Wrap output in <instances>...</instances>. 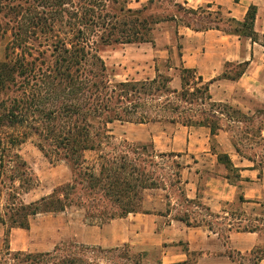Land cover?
I'll list each match as a JSON object with an SVG mask.
<instances>
[{
	"label": "trees",
	"instance_id": "trees-1",
	"mask_svg": "<svg viewBox=\"0 0 264 264\" xmlns=\"http://www.w3.org/2000/svg\"><path fill=\"white\" fill-rule=\"evenodd\" d=\"M160 1L149 0L142 9H132L121 0H0V32L11 33L5 59L0 62V197L4 176L13 187L20 182L18 188L32 176L27 162L15 151L29 138L37 140L38 148L46 156L65 159L75 175L73 182L35 202H24L19 192L8 194L14 201L0 210V224L6 227L5 252L19 264H78L76 258L59 256L60 247L45 253L11 252L9 235L13 228L29 229L31 219L38 214L82 206L76 197L79 187L88 194L101 191L117 207L116 212L105 213L107 222L141 211L140 192L153 188L154 181L148 185L143 178L133 180L135 174L139 175L136 167L129 170L124 157L120 162L117 156L110 158L103 153L102 147L109 146L114 138L111 124L168 121L189 127L208 126L215 134L222 128L224 118L242 121V117H249L228 104L213 102L210 83H204L195 69L182 66L180 91L170 88L167 78L123 82L109 79L99 44L153 43L154 25L175 18L173 13L149 12L157 9ZM190 11L196 14V10ZM256 13L257 7L251 5L244 21L232 18L233 28L223 30L214 25L202 29L223 30L257 41ZM173 95L176 100L171 98ZM197 99L207 103L209 110L201 112V119L193 114L181 121L180 104L194 105ZM246 129V134L255 129L260 138V125ZM251 136L255 137L253 133ZM87 151L100 152L99 173L83 169ZM220 160L230 165L228 156H220ZM239 201L247 202L243 196ZM230 216L236 220L230 223L228 231L264 232L261 224H250L241 213ZM262 216L264 224V210ZM183 219L188 225L205 223L214 229L206 220L192 223L189 217ZM223 233L226 238L224 229ZM254 253L259 254L258 260L264 259V247L256 248Z\"/></svg>",
	"mask_w": 264,
	"mask_h": 264
},
{
	"label": "crops",
	"instance_id": "crops-1",
	"mask_svg": "<svg viewBox=\"0 0 264 264\" xmlns=\"http://www.w3.org/2000/svg\"><path fill=\"white\" fill-rule=\"evenodd\" d=\"M185 3L193 8L204 3L216 5L237 21H244L251 5L257 7L254 22L257 41L247 36L225 34L217 29L198 31L186 27L190 32H184L186 39L180 64L195 69L204 83H210L213 102L228 104L249 117H263L264 0H185ZM229 66L242 68L241 75L231 77L226 72ZM229 123L237 122L222 123V128L215 134L208 126L189 127L179 123L165 126L161 122L120 123L128 142L151 141L156 151L176 154L184 159L180 197L193 210L180 206L178 201L170 206L166 202L162 207L155 200H150L154 199L153 193H150L146 194L140 212L112 219L96 227L97 232L89 228L87 233L94 234L89 240H13L14 237L25 236L29 230L13 228L9 235L10 251L53 252L62 242L73 241L85 247L104 250L130 245L133 252L138 251L140 264H184L191 261L194 253L195 264H264V259L258 260L259 254L254 253L256 248L264 247L263 232L228 231L230 223L236 220L230 214L239 208L247 209V205H264L263 156L257 153V148H252V155L249 156L232 135ZM261 128L259 139L264 143V125ZM113 132L116 133V130ZM220 156H228L230 165L220 160ZM240 196L247 202L240 203ZM165 198L171 201L167 196ZM201 209L208 211L206 221L211 222L214 229L211 230L205 223L188 225L184 221L183 218L187 217L194 221L195 214ZM5 230L6 227L0 224V239L5 236ZM145 233H152L154 240H145ZM154 249L158 251L157 254L152 253ZM3 250L5 240H0V254Z\"/></svg>",
	"mask_w": 264,
	"mask_h": 264
},
{
	"label": "rangeland",
	"instance_id": "rangeland-1",
	"mask_svg": "<svg viewBox=\"0 0 264 264\" xmlns=\"http://www.w3.org/2000/svg\"><path fill=\"white\" fill-rule=\"evenodd\" d=\"M121 1H124V4L128 8L142 9L145 5H148L149 0ZM171 1L172 2L161 0V3L157 2V9L154 10L152 8L149 11L154 14H162L164 12L173 13L175 15L174 19L162 21L154 25L152 32L153 43L99 44V54L107 66V75L112 82L149 81L155 78L160 81H165L167 78V81H170L168 82L170 88H174L176 85L179 86L181 84L182 69L179 53L184 47V39H186L184 32H190V29L193 28L205 31L202 28L214 25L219 26L223 30H228L231 26L233 28L235 25L232 23L231 16L228 15L224 9L218 8L216 5L208 7V5L204 3L203 5L193 8L186 4L185 0ZM190 9L196 10V14H193ZM188 24H192L191 27H189L190 29L186 28ZM223 30L219 31L225 33ZM10 40V32H0V61L4 60L5 49ZM241 70L242 68L238 66H229L226 72L231 77H235ZM177 89L180 91L181 86ZM176 97L177 96L173 95L171 98L176 100ZM180 105L182 113L179 119L181 121L189 118V116H193V114L196 115V118L201 119V115H203L201 112H207L209 110V105L207 103L204 104L201 99H197L194 105L185 102ZM262 114L263 117L259 118L242 117V121L235 120L237 123H229L228 126H230L233 131L232 135H234L236 140L247 151L246 153L249 156L252 155V148H257V153L260 154L261 157L263 156L262 160L264 161V143L262 139L258 138L259 134L255 129L252 132L255 137L251 136V132L246 134L247 129L245 127H250L252 125H254L255 128L259 125L263 126L264 110ZM249 119L253 120L250 121ZM228 121L232 120L224 118L222 123H228ZM158 122L163 123L165 126L171 124L168 121ZM120 125V122H115L110 125L114 138L111 140L110 145H104L102 150L104 154H109L110 158L117 156L120 162L121 158L124 157L125 163L129 165V170L132 166L136 167L139 170V175L135 174L133 180L143 178V180H145L144 183L148 185L154 181L153 188L145 189L140 192V194L143 195L141 210L146 194L148 195L150 193L154 195V199L150 200H155L162 207H164L166 202L167 205L170 206L172 202L178 201L180 202V206H185V208L193 210L191 209L192 206L184 202L183 197H180V190L183 188L180 184V173L184 159L176 154L173 155L172 153L156 151L151 141L146 143L128 142L124 137V132ZM115 130L116 133L113 132ZM36 141L35 138H29L15 150L27 162L30 169L29 173L32 174V176L25 181L21 188H18L20 182L17 181L15 183L16 189L11 185L9 178L7 179L6 176H4L3 194L0 197L1 211H4L6 206L14 201L13 198L9 197V193L15 194L19 192V197L24 202L29 203L39 200L43 196H49L56 188L75 180V175L70 164L61 156H52L48 153H46L48 154V156H46L44 152L38 148ZM99 155L100 152L97 151L85 152L83 169L99 173L102 164ZM10 174L11 173L8 172V176ZM78 190L76 197L82 202V206L74 205L63 212L39 214L31 219L28 233L25 236L14 237L13 240H89L94 234L87 233V230L92 228L97 232L98 228L96 227H101L107 223L104 217L105 213L109 214L111 212H116L117 207L108 202L99 190H95L89 194L87 193L88 191H84L81 187H79ZM166 196L170 198L171 201H168L165 198ZM246 208L245 210L239 208L236 212L248 218L250 224L258 223L264 227L261 221L263 218L262 212L264 210V205L261 207L247 205ZM180 210L183 209L180 208ZM197 212L192 223L199 220H208V217H206L209 214L207 210L201 209V212ZM181 214H183V211H181ZM255 219H259L260 221L255 222ZM221 227L224 228V226ZM158 232L160 234V230H158ZM145 236H147L145 240H154L151 237L154 236L152 233H145ZM4 239L5 236L0 240ZM9 240H11L10 236ZM58 246L61 249L59 256L76 258L79 260L78 264H140L139 260H137L138 251L133 252L130 245H125L118 249L104 250L97 247H85L73 241H64ZM147 252L148 251L145 253ZM152 253L157 254L158 251L154 249ZM195 258L196 253H194L193 257L190 259L191 262H194ZM0 264H19V262L18 260H13L12 255H7L5 250H3L0 254Z\"/></svg>",
	"mask_w": 264,
	"mask_h": 264
}]
</instances>
